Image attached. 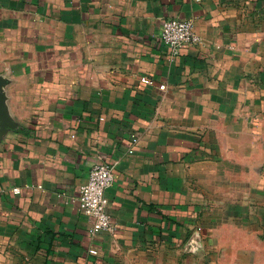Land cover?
<instances>
[{
    "label": "crops",
    "instance_id": "obj_1",
    "mask_svg": "<svg viewBox=\"0 0 264 264\" xmlns=\"http://www.w3.org/2000/svg\"><path fill=\"white\" fill-rule=\"evenodd\" d=\"M0 80V264H264V0H0Z\"/></svg>",
    "mask_w": 264,
    "mask_h": 264
},
{
    "label": "built area",
    "instance_id": "obj_2",
    "mask_svg": "<svg viewBox=\"0 0 264 264\" xmlns=\"http://www.w3.org/2000/svg\"><path fill=\"white\" fill-rule=\"evenodd\" d=\"M161 42L169 49L172 56H176L180 50L189 44H199L200 37L194 32L190 20L186 19H166L162 22L159 34ZM144 83L150 84L148 78H141ZM136 141V138H132ZM113 165L98 161L94 162L88 171L87 180L79 188L78 201L82 212L90 218L89 231L96 233L99 231L111 232L115 229L109 213L106 209L104 194L105 190L113 182ZM13 193H19L18 188L12 189ZM95 253L94 250H90Z\"/></svg>",
    "mask_w": 264,
    "mask_h": 264
},
{
    "label": "water",
    "instance_id": "obj_3",
    "mask_svg": "<svg viewBox=\"0 0 264 264\" xmlns=\"http://www.w3.org/2000/svg\"><path fill=\"white\" fill-rule=\"evenodd\" d=\"M0 84H1V80H0ZM3 102H4V98H3V95H2L1 90H0V113L2 115L5 113Z\"/></svg>",
    "mask_w": 264,
    "mask_h": 264
}]
</instances>
